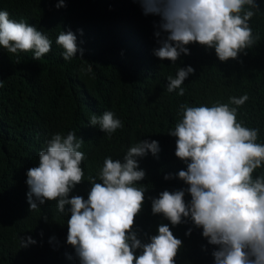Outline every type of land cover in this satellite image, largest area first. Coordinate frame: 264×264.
<instances>
[{"label": "trees", "instance_id": "trees-1", "mask_svg": "<svg viewBox=\"0 0 264 264\" xmlns=\"http://www.w3.org/2000/svg\"><path fill=\"white\" fill-rule=\"evenodd\" d=\"M9 1L16 10L29 11L30 17L12 20L36 27L52 44L39 60L32 58L33 51L13 54L0 46V264H80L74 249L64 244L48 247L45 237L60 242L66 235L62 219L56 224L49 205L37 202L38 207L30 210L27 200V171L39 165L38 154L54 134L73 132L80 139L81 131L99 140L97 145L90 141L80 148L92 149L83 177L85 187L79 193L85 199L91 188L89 177L97 175L90 173L92 167L98 169L109 157L123 161L128 148L140 140L158 141L156 156L149 152L136 158L138 170L145 172L135 185L145 188L146 199L136 220L142 242L157 235L160 224L170 223L163 215L158 220L160 214L149 219L153 198L165 190H185V202L191 200L188 185L177 176L187 165L176 157L177 138L169 135L182 119L181 105L236 107L237 121L258 129L256 142L264 144V0L248 22L259 39L225 62L214 48L198 43L186 45L190 54L182 53L175 62L157 58L153 50L160 46L155 33L161 18L155 15L156 22L149 14L137 28L125 9L144 14L138 0H65L59 8V0H0V11ZM69 30L77 36L83 56L78 51L66 61L56 39ZM187 66L195 71L181 85L184 95H178L179 89L169 92L167 78H175L178 69ZM245 94L248 100L243 105L230 103L231 97ZM106 111L123 124L120 133L111 137L99 125L89 124L92 115ZM169 174L171 178L165 180ZM174 227L173 235L182 241L175 264H214L208 250L215 246L202 236V228L190 218L170 229ZM184 228L186 233L191 229V234L183 236ZM27 237L35 243H27ZM21 239L27 246H21Z\"/></svg>", "mask_w": 264, "mask_h": 264}, {"label": "clouds", "instance_id": "clouds-1", "mask_svg": "<svg viewBox=\"0 0 264 264\" xmlns=\"http://www.w3.org/2000/svg\"><path fill=\"white\" fill-rule=\"evenodd\" d=\"M138 2L144 14L125 9L137 28L149 14L161 18L160 30L155 33L160 46L153 50L160 60L175 62L182 53L190 54L186 45L198 43L214 48L218 59L225 62L236 59L259 39L248 22L259 9L260 0ZM64 6L65 0H59L57 7ZM1 9L0 46L13 54L33 51L34 60L50 52L52 42L45 34L28 23L12 20H29V11L12 8L11 1ZM56 43L63 48L66 61L78 51L83 56L71 30L61 32ZM194 71L191 66L179 68L175 78H167V90L179 89L178 95H184L181 85ZM247 100L245 94L231 97L230 103L239 107ZM181 109L182 119L169 135L177 138L175 155L187 165V170H180L177 176L188 185L191 200L185 202V190H165L153 198L149 219L160 214L158 220L163 215L170 223L160 224L158 234L148 242H142L136 233V220L146 199L145 188L135 186L145 178L136 158L149 152L156 156L160 151L158 141L140 140L128 148L123 161L109 157L98 169L92 167L90 173L97 175L89 177L87 199L79 193L85 185L83 177L92 149L80 148L86 142L89 146L90 141L97 145L99 140L78 131L83 135L80 139L69 132L67 136L54 134L47 141V148L38 154L39 165L27 171L26 184L30 210L38 203L49 205L56 224L62 219L66 235L60 242L45 237L50 249L55 244L70 247L80 264H175L182 241L174 236L176 227H170L190 218L202 228L208 244L215 246L208 250L214 264H264V144L256 142L259 130L238 122L237 108L228 104L181 105ZM89 124L99 125L109 137L114 132L119 134L123 127L111 111L92 115ZM106 152L112 154L110 149ZM164 178L170 179L171 175ZM44 219L47 221V217ZM185 234L190 235L191 229L186 233L184 228ZM27 243L35 241L27 237ZM21 246H27L23 239Z\"/></svg>", "mask_w": 264, "mask_h": 264}]
</instances>
